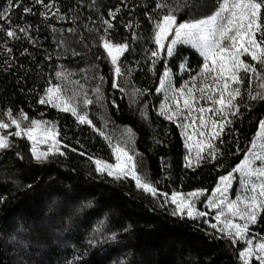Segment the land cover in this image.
Segmentation results:
<instances>
[{
    "label": "trees",
    "instance_id": "obj_1",
    "mask_svg": "<svg viewBox=\"0 0 264 264\" xmlns=\"http://www.w3.org/2000/svg\"><path fill=\"white\" fill-rule=\"evenodd\" d=\"M43 2L47 5L50 0ZM54 3L59 8L58 15L65 19L52 15L55 7L49 18L43 19L40 13L48 10L33 4V0H20L16 8H9L8 0H0V11L9 10L13 25L30 26L31 37L29 42L23 33H18L21 39L5 43L4 33L0 32V113L11 110L17 116L22 110L29 118L55 122L61 151L65 153L36 163L29 141L19 137L11 140L10 148L0 151V264H242L241 244L223 237L203 222L205 218L191 220L173 215V206L162 204V196L153 197L138 190L130 178L117 181L97 173L89 157L112 161L105 136L116 143L124 138V129L131 127L136 137L134 147L140 154V171L159 192L205 190L198 202L201 206L219 177L243 158L264 119V101H248L245 92L239 101L242 115L234 118L222 136L223 143L215 142L218 158H206L198 165L185 167L186 149L180 127L158 115L162 96L155 89L163 61L155 66L156 75L150 71V49L155 45L148 17L157 15L153 11L156 0ZM196 3L206 6L193 9L195 18L210 15L215 9L214 0ZM25 6L31 7L34 14L25 15ZM117 6L122 10L112 21L114 27L108 38L130 45V51L122 58L125 80L130 81L123 84L125 93L111 86L112 66L100 41L105 28L101 19H110L109 10ZM188 18L185 11L178 19ZM129 22L133 25L130 30L124 27ZM0 25L8 27L3 20ZM68 29L76 31L70 33ZM133 32L137 33L135 40ZM9 48L10 53L6 51ZM184 62L187 70L179 67ZM202 62L195 50L180 46L169 61L176 83L196 73ZM128 68L132 69L130 75ZM57 71L71 73V79L84 83L90 96V90L100 83L93 77H104L103 105L94 103L87 108L95 130L88 124H78L70 113L38 103L50 83L64 84L55 76ZM133 88L145 94L130 106ZM245 104L250 107L245 108ZM140 109L145 110L147 119L141 118ZM100 221L105 224L102 233L95 237L98 242L89 245ZM251 232L264 236V215ZM113 233L116 239H107Z\"/></svg>",
    "mask_w": 264,
    "mask_h": 264
},
{
    "label": "snow or ice",
    "instance_id": "obj_2",
    "mask_svg": "<svg viewBox=\"0 0 264 264\" xmlns=\"http://www.w3.org/2000/svg\"><path fill=\"white\" fill-rule=\"evenodd\" d=\"M8 2L9 8L20 5V0H15V3L13 0ZM33 4L42 5L48 10L40 13L45 20L49 18V12L54 7L56 11L52 15L60 20L65 19L58 15L59 8L54 0H50L47 5H44L43 0H33ZM214 4L215 9L210 15L195 18L193 9L199 10L205 7V4H197L196 0H156L153 11L157 15L148 17L153 26L152 42L155 45L150 49V71L156 75L155 66L161 61L164 64L158 77L159 84L155 89L156 93L164 95L158 115L177 123L178 127L183 129L185 148L189 153L185 157V167H192L193 159L198 165L206 158L212 161L218 158L219 148L215 142L223 143L222 136L233 124L234 118L242 115L239 101L243 99L245 92L248 101H264V0H214ZM121 10V7L117 6L115 10H109L110 19H101L105 28L100 41L112 66L111 86L114 90L125 93L123 84L130 81L125 80L126 70L122 58L130 51V45L127 41L118 43L108 38L109 30L114 27L112 21ZM185 11L189 13V18L180 21L179 15ZM23 12L25 15L34 14L28 6L23 8ZM0 20L8 23L7 28L0 25L5 43L9 39H21L18 33H23L24 38L31 42V37L28 36L30 26L13 25L8 9L0 11ZM124 27L130 30L133 25L129 22ZM75 31L68 29L70 33ZM136 38L137 33L133 32V40ZM61 46H64L63 43ZM180 46L195 50L203 62L195 75L175 87L169 61L176 55ZM6 51L10 53L11 49ZM246 58H250V61ZM179 67L187 70V62L181 63ZM131 71L132 69L128 68L127 74L130 75ZM71 75L57 71L55 76L64 81V84L50 83L38 103L70 113L78 124H88L95 130L93 121L88 118L87 108L94 103L103 105L105 97L101 86L104 77H93L100 83L90 90L93 94L90 96L84 83L72 80ZM66 85L74 87L70 89ZM144 94L143 90L133 88L130 106L138 103L137 97ZM201 101L211 106H202ZM113 104L115 105V101ZM244 107L248 108L250 105L245 104ZM139 111L141 118L147 119L145 110ZM4 117H7V120ZM12 127L15 131L0 134V151L12 146L10 137L14 136L29 141L31 155L36 163H45L57 154L65 155L61 151L58 127L53 122L29 118L22 110L17 116H14L11 110L0 113V131ZM100 135L103 136L104 133L101 131ZM123 137L113 143L112 137L105 136L115 163L89 157L95 164L97 173L106 174L117 181L130 178L138 190L153 197L162 196V204L174 205L173 215L182 218L186 216L191 220H199L208 215L206 211H200L196 207L197 200L205 196V190L192 191L186 195L175 191L170 195L159 192L148 180L147 175L140 171V154L134 147L136 137L133 129L126 127ZM41 145H46V150H42ZM193 150L196 152L194 158L191 155ZM234 181L240 188L235 198L230 200L228 191ZM205 207L217 210L214 217L216 223L210 224L212 229L230 239L233 244L244 243L245 247L239 251L242 264H264V237L251 232L252 226L264 215V119L260 120L258 130L244 151L243 158L230 172L219 177L211 196L205 198ZM203 222L208 223L207 219ZM104 224L105 221H100L93 229V236L88 240L89 245L95 246L98 242L95 237L102 233ZM107 239L115 240L116 234H111ZM68 264H73V261ZM121 264L125 262L121 261Z\"/></svg>",
    "mask_w": 264,
    "mask_h": 264
},
{
    "label": "rangeland",
    "instance_id": "obj_3",
    "mask_svg": "<svg viewBox=\"0 0 264 264\" xmlns=\"http://www.w3.org/2000/svg\"><path fill=\"white\" fill-rule=\"evenodd\" d=\"M246 59L250 61V58H246ZM196 73H197V72H196ZM196 73H194V74H192V75H195ZM192 75H190V76H192ZM190 76L187 77V78H183V79H181L180 84H177V83H176L177 78H176V77L174 76V74H173V85H174L175 87H179L184 81L189 80V79H190ZM161 96H162V101H161V103H162V102H164V95L161 93ZM169 102L171 103V101H169ZM161 103H160V105H161ZM200 103H201L202 106H205V107H210V106H211L210 104L205 103L204 101H201ZM159 109H160V106H159V108H158V111H159ZM214 118H215V117H214ZM38 119H40V120H45V119H43V118H38ZM45 121H48V120H45ZM51 122H53V121H51ZM25 123H27V122H25ZM53 123L55 124V122H53ZM180 129H181V134H182V133H183V129H182L181 127H180ZM12 131H15V128H14V127L10 128V129H8V130H6V131H0V134H7V132H12ZM189 131H191V130H189ZM182 136H183L184 144H185V137H184L183 134H182ZM14 138H16V137H14V136H13V137H10V140H12V139H14ZM40 147H41L42 150H46V147H47V146H46V145H41ZM185 149H186V148H185ZM188 155H189V153H188V150L186 149L185 157L188 156ZM191 155H192L193 158L195 157V155H196L195 150L192 151ZM106 162H109V163H115V160H114V158H113L112 161H106ZM185 162H186V160H185ZM195 164H197V163H196L195 159H193V164H192V166H194ZM94 165H95V164H94ZM95 168H96V166H95ZM134 183H135V182H134ZM239 188H240L239 184H238L236 181H234V182H233V186H232V188H230L229 191H228V197H229L230 200L235 198V196H236L237 193H238ZM196 190H202V189H192V190L185 191V192H184V191H175V192H179V193H181V194H185V195H186L187 193L192 192V191H196ZM141 191H142V190H141ZM211 193H212V190H211V192H210L206 197L211 196ZM169 195H170V194H169ZM200 199H201V197L197 200V203H196V207H197V209L200 210V211H206V212L208 213V215L205 217V219H207L209 225H210L211 223H216L214 217H215V215H216L217 210H216V209H207V208L205 207V199L202 200V205H201V206H198V202L200 201ZM170 204H171V203H170ZM171 205H172V204H171ZM172 206H173V208L175 207L174 205H172ZM216 231H217V230H216ZM217 232H218V231H217ZM218 233H219V232H218ZM220 234H221V233H220ZM258 236H259V235H258ZM261 237H264V236H261ZM238 243L241 244V248H240L239 251L243 250V248L245 247L244 243H243V242H238Z\"/></svg>",
    "mask_w": 264,
    "mask_h": 264
}]
</instances>
